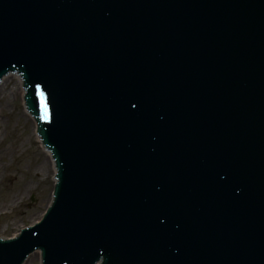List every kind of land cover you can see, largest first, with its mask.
Masks as SVG:
<instances>
[{
	"label": "water",
	"instance_id": "1",
	"mask_svg": "<svg viewBox=\"0 0 264 264\" xmlns=\"http://www.w3.org/2000/svg\"><path fill=\"white\" fill-rule=\"evenodd\" d=\"M120 1L122 4L115 6L108 0H0V39L14 46L11 39L4 37L6 33L11 32V29H16L18 35L20 33L24 37L21 39L23 49L21 42L18 48L26 57L35 53L38 57H48L54 64H56L55 60L60 61L62 69L52 68L55 76L60 78L59 81L54 78L52 86L55 88L58 84L57 91L65 105L71 103V100H76L78 96L83 102L92 103L102 111L101 115L93 113V107L87 110L80 104L76 114L70 111V115L64 113L59 116L58 119L61 121L55 131L57 135L52 136L53 142L59 146L69 141L72 130L77 132L76 139L72 141L74 143H67L72 148L71 152L66 147L61 150L64 151L67 161H70L71 167L79 170V176L84 182L92 168L99 166L108 168L112 172L111 179L114 180L120 177L128 164H136V167L141 164L143 170L140 175L147 174L153 180L150 185L146 180L139 182L140 191H145L144 194L152 187H154L152 192L164 187L162 185L164 181L173 179L170 176L177 174V171L182 173L184 182L195 185L198 192H203L189 198L190 205L184 206L182 219L176 220L168 210L164 212L163 215L167 216L166 220L176 221L178 224L177 232L167 233L168 242L165 248L159 247V257L168 264L171 262L170 250H173L185 264H196L199 258L203 263L247 264L252 258L251 251L257 248V242L264 234V226L255 227L251 224L253 220L251 213L256 212L257 209L258 218L264 219V171L251 169L258 161L262 166L264 165V0H159L170 2L166 4V8L175 12L176 16L174 15L172 23L164 21L166 25L161 28L167 31L168 36H160L159 32L151 28L144 29L155 33L152 37L145 35L143 30H136L134 22L128 20L129 17L136 16L132 11L133 7L129 3ZM125 8L131 10H127L126 14ZM113 10L117 11V14L111 18ZM188 17H191V22L185 29L178 31L177 25ZM58 29L64 31L58 35L55 33ZM54 33L56 36L51 38ZM57 45H63L62 59L58 57L60 51H55ZM143 54L151 55L147 65L143 64L146 61ZM134 55L138 56V61L130 59ZM64 56L69 60H65ZM73 56L79 57L81 62L74 60ZM204 63L206 64L203 68L208 66L210 71L206 72L202 69L201 64ZM46 64L50 63L46 62ZM173 64L175 68L182 69L176 70L174 75L165 76L159 89L147 85L150 82L149 76L158 75L162 66V69L166 70ZM118 66L120 71H117ZM189 66L192 71L188 70ZM64 68L73 75L65 79ZM86 68L92 69L89 71ZM131 70L136 72L139 70L141 73L138 85L128 79ZM36 72L37 75L44 73L42 68L40 70L37 68ZM210 73L221 77L210 79ZM189 74H192V78L182 85L183 76ZM86 77H88L87 81ZM177 86H181L187 94L192 87L193 96L188 102L187 112L191 109L198 113L199 104H208L206 109L208 121L204 125L210 131L226 128L227 119L223 113L230 111L231 115L241 114L242 120L230 129L233 142H239V151L230 144L232 150L226 156V152H218L220 158L214 153L207 154L205 158L202 157L192 163L184 154L166 155L165 153L175 145L187 143L190 149L201 150L204 142L210 144L206 137L188 135L182 141H178L176 137L166 135L161 139V143L154 147L150 146L147 138L140 137L142 132L139 127L152 129L154 133L151 136L162 132L176 133V125L173 122L166 124L160 121L156 123V127L154 124H147L146 121L150 120L152 113L156 114L152 105H158L157 102L160 103L161 99H164L160 95L161 91H166L170 96L176 94L177 89L172 88ZM69 88H74L78 93L68 95ZM153 90L158 91L153 92ZM204 91L215 97L207 102L201 97ZM141 92H149V97H142ZM153 95L157 96L156 100L153 99ZM140 101L142 106H136L135 102ZM204 114L196 116L202 117ZM66 119L71 123L68 124ZM199 122L203 123L204 120ZM204 125L201 132L206 131ZM119 128L118 132L121 134L116 136L113 130L117 131ZM132 131L137 132V137L122 138L123 134H131L129 132ZM241 132L244 135L240 138ZM102 137H107L110 142H103L99 139ZM239 138L242 140L239 141ZM213 151L215 149L209 153ZM68 153H71V157ZM157 155H161V159L170 167L158 170L155 164ZM173 167H177V171ZM193 168H196L195 171L200 176L187 174ZM170 169L173 171L166 173ZM242 176L245 178L240 185ZM131 185L133 186L134 183L131 182ZM104 189L102 187L96 192L98 202L105 203ZM229 191L231 195L226 196L224 202V204L228 203L226 207H220L217 202H213L209 209L205 208L203 203L205 195ZM70 193L71 196L67 199L68 194L63 196L58 194V197L70 204H66L67 208H83L78 196L76 200L72 198L76 195L74 190ZM129 193L134 194L135 191ZM239 197L242 198L244 205L248 204L250 208L249 211L243 209L237 211L240 224L248 226L251 230L250 236L254 235V238L250 246L251 251L248 250L243 256L241 253H236L234 260L229 261L225 255H222V249L215 254L216 249L213 250V246L209 245L208 238L221 228L226 231L228 238L235 237L237 244L248 236L238 227L233 228L230 233L229 218L233 213L227 216L228 211H232L229 202L236 201ZM145 200L143 199L142 202ZM157 205L158 203H154L151 206L155 215H157L156 210L163 209V207L153 208ZM91 212L88 211L90 215ZM219 212L223 216H217ZM24 227L27 226L22 228ZM88 232L87 229L82 232L84 239L80 245L79 238L75 241L76 245L71 249L69 260L67 259L68 264L91 255L94 246L89 244ZM201 239H204L203 242ZM149 242H151L150 236ZM49 243L54 252L60 248L55 240ZM188 244H191L189 250ZM81 245L88 248L86 254L81 252ZM117 248H119L118 243ZM263 257L264 253H259L255 261H262ZM38 259L39 255L32 256L26 264H40Z\"/></svg>",
	"mask_w": 264,
	"mask_h": 264
},
{
	"label": "rangeland",
	"instance_id": "2",
	"mask_svg": "<svg viewBox=\"0 0 264 264\" xmlns=\"http://www.w3.org/2000/svg\"><path fill=\"white\" fill-rule=\"evenodd\" d=\"M17 88V81L10 80ZM3 98V99H2ZM25 115L21 95L0 91V236L39 220L51 201L52 170ZM28 188V191L26 189Z\"/></svg>",
	"mask_w": 264,
	"mask_h": 264
},
{
	"label": "bare ground",
	"instance_id": "3",
	"mask_svg": "<svg viewBox=\"0 0 264 264\" xmlns=\"http://www.w3.org/2000/svg\"><path fill=\"white\" fill-rule=\"evenodd\" d=\"M11 79L17 81V88L11 86V81H10ZM0 91L3 93V97L6 96L7 92H10L13 96H15V95L23 96L24 95V91L21 90V81L19 80V78L17 76H14V77L10 76L7 79H4L2 86H0ZM26 117L28 118L27 115H26ZM33 125L35 126L34 123H33ZM34 130H35V127H34ZM46 165L48 166V168H51V170H52L51 175H54L56 173L55 166H54V163L52 162V160L48 154H46ZM46 165H44L42 163V167H41L42 168L41 171L44 172L45 174H46L47 169H48ZM53 172H54V174H53ZM26 191H28V188L26 189Z\"/></svg>",
	"mask_w": 264,
	"mask_h": 264
},
{
	"label": "snow or ice",
	"instance_id": "4",
	"mask_svg": "<svg viewBox=\"0 0 264 264\" xmlns=\"http://www.w3.org/2000/svg\"><path fill=\"white\" fill-rule=\"evenodd\" d=\"M41 95H43V94H41ZM45 108H46V114H47V106H45Z\"/></svg>",
	"mask_w": 264,
	"mask_h": 264
}]
</instances>
